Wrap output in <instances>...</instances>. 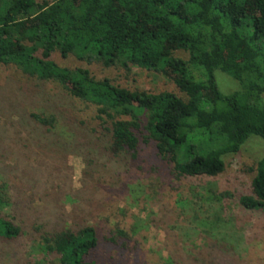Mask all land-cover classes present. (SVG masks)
Wrapping results in <instances>:
<instances>
[{
  "label": "trees",
  "instance_id": "trees-1",
  "mask_svg": "<svg viewBox=\"0 0 264 264\" xmlns=\"http://www.w3.org/2000/svg\"><path fill=\"white\" fill-rule=\"evenodd\" d=\"M57 53L108 68L158 72L182 94L98 79L87 68L61 66L53 58ZM0 63L96 105L105 133L97 136L99 144L104 138L114 156L136 158L140 145L154 142L178 177L218 176L226 155L240 152L253 135L264 139V0H0ZM218 69L242 89L224 94ZM32 116L56 127L53 114ZM252 170L251 194L240 203L264 212V156ZM8 191L0 176V209L11 201ZM39 230L42 247L60 264H97L88 259L100 242L94 226L76 230L49 222ZM22 232L0 210V238Z\"/></svg>",
  "mask_w": 264,
  "mask_h": 264
},
{
  "label": "rangeland",
  "instance_id": "rangeland-1",
  "mask_svg": "<svg viewBox=\"0 0 264 264\" xmlns=\"http://www.w3.org/2000/svg\"><path fill=\"white\" fill-rule=\"evenodd\" d=\"M53 58L131 89L182 94L158 72ZM215 76L224 94L242 89L222 70ZM32 113L55 115L56 127ZM97 115L96 105L56 83L0 63V176L11 200L0 210L23 229L15 239L0 238V264H60L40 243L39 227L49 222L94 226L100 242L88 259L97 264H264V212L240 203L264 156L262 137L253 135L240 152L226 155L218 176L178 177L154 142L140 145L136 158L114 156L104 138L99 144L105 133Z\"/></svg>",
  "mask_w": 264,
  "mask_h": 264
}]
</instances>
